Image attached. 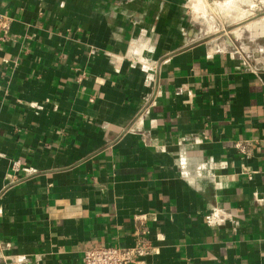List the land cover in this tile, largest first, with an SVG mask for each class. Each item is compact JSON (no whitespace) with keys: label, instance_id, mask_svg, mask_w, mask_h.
<instances>
[{"label":"crops","instance_id":"0c3cea01","mask_svg":"<svg viewBox=\"0 0 264 264\" xmlns=\"http://www.w3.org/2000/svg\"><path fill=\"white\" fill-rule=\"evenodd\" d=\"M3 16L0 264L141 241L134 264H264V146L236 147L264 137V50L211 53L188 0H0Z\"/></svg>","mask_w":264,"mask_h":264},{"label":"rangeland","instance_id":"374dc122","mask_svg":"<svg viewBox=\"0 0 264 264\" xmlns=\"http://www.w3.org/2000/svg\"><path fill=\"white\" fill-rule=\"evenodd\" d=\"M188 7L198 33L212 47L236 48L249 59L263 55L264 0H188Z\"/></svg>","mask_w":264,"mask_h":264},{"label":"built area","instance_id":"2783aa9c","mask_svg":"<svg viewBox=\"0 0 264 264\" xmlns=\"http://www.w3.org/2000/svg\"><path fill=\"white\" fill-rule=\"evenodd\" d=\"M7 16L0 18V31L7 33L9 20ZM233 47V46H231ZM235 48V47H233ZM224 47H211V53L217 51H225ZM234 52L240 53L239 49H233ZM232 51V52H233ZM142 63L141 60H139ZM243 62L250 65V59L243 56ZM261 64L264 65V60L262 59ZM143 64V63H142ZM142 69L146 70L145 65H142ZM254 143H260L264 146V137L258 140H241L236 143V147L241 151V153L248 157L249 147ZM23 164L21 160L15 159L11 163V169L15 172H19ZM223 216H220L218 212H213L210 216H207V220L210 223H220L223 220ZM148 243L145 241L137 242L134 246L129 247H119L115 245H99L96 247H90L84 250L82 263L83 264H134L137 260L147 254ZM25 264V263H23Z\"/></svg>","mask_w":264,"mask_h":264},{"label":"clouds","instance_id":"9594fccd","mask_svg":"<svg viewBox=\"0 0 264 264\" xmlns=\"http://www.w3.org/2000/svg\"><path fill=\"white\" fill-rule=\"evenodd\" d=\"M228 2H231V0H228ZM241 2H247V0H241Z\"/></svg>","mask_w":264,"mask_h":264}]
</instances>
